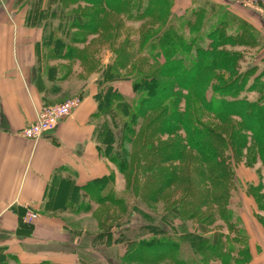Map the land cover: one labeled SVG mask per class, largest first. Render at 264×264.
<instances>
[{"label": "rangeland", "instance_id": "obj_1", "mask_svg": "<svg viewBox=\"0 0 264 264\" xmlns=\"http://www.w3.org/2000/svg\"><path fill=\"white\" fill-rule=\"evenodd\" d=\"M30 1L33 13L39 14V19L37 18L33 24L41 25L49 38L47 39V36L45 38L44 64L42 63L35 75L49 77L67 73L69 76L74 70V65L77 64L78 81L86 83L91 78L97 77L96 97H102L103 91L110 85L121 87L122 91L127 92L128 90L125 89H130L128 87L130 83L122 79L132 75L139 66H143L145 70L148 69V72L154 71L155 64H149L151 62L145 60L147 56L145 51L140 49L143 37L154 31H163L171 24L179 28V25H183L186 17L191 14L190 10L195 9L196 1L200 0H159L158 3L155 0L154 2L151 0H66L67 3L64 6H61L58 0ZM202 1L215 2L218 7L227 8L232 15V0ZM236 3L247 7L244 0H236ZM250 8L261 15L264 14V8L256 9L255 6ZM254 14L251 19L257 24L258 18ZM75 15H82L86 27L79 26ZM207 19L208 15L202 18L203 25L200 31L193 33L204 48L210 47L209 35L216 28H220L219 34L224 32L232 35L231 25L219 27L220 18L213 16L211 22ZM253 26L261 32L255 24ZM183 30L185 36L190 38V28L184 26ZM51 33L53 36H50ZM55 38H62L65 45H56ZM256 44L246 47L232 48L231 45L225 47L228 50L234 49L243 53L239 61L241 71L251 69L245 81L248 90L240 94L251 101L264 99V52L261 51L264 48V35L261 34V40ZM48 47H51V50H48ZM125 61L129 62L126 68L123 67ZM219 78L231 80L232 71L206 69L200 74L197 86L191 91L182 90L176 86L175 92L181 99L178 112L191 111L205 125L220 132L226 131L224 135L229 138L233 123H239L238 120L236 121L237 118L229 123L221 122L214 113L202 109V100L214 95L213 88L219 86L220 83L217 81ZM160 80L165 83H174L171 77L160 78ZM63 97H68L65 98L66 101L76 96ZM112 115L113 113L109 112L96 119L99 120V125L103 129L102 137L112 129L117 139L122 129L123 114L121 116L116 114L115 118ZM253 124L257 125V122ZM174 127L173 133L162 135L161 138L159 136L162 144L178 145L180 152L171 154L173 159L171 161L158 162L162 168L172 169L173 174L170 183L164 187L157 199H155L156 179L154 180L152 176L148 177L142 171H137V165L130 169V174L126 177L110 161L113 167V169L110 168V172L115 174L117 171L119 176H122L119 185L116 183V177L109 183V188L115 191L117 202L100 204L96 210L94 207L92 215L73 219L77 227L86 228L78 232L86 235L84 240L92 249L89 253L93 260L87 264H175L172 259L153 262V257L160 255L158 254L160 249L154 253H145L142 250V258L149 263L122 260V257L133 249L134 243L143 237L141 232L145 233L143 234L145 237L151 235L150 230L145 226H161L158 224L161 221V227L169 234L181 235L185 231L195 233L198 236L195 240L197 249L206 246L213 249L218 247L215 253L209 249L206 250V256H204L209 258L208 261L206 260L208 264H256V261L264 264V162L263 156L259 153V149H264V145L254 140L252 129L238 130L242 141L243 136L245 140L233 146L235 149L233 148L234 152L230 160L231 164L236 165L238 182L236 181V186L228 182L227 197L220 198L221 192H218L208 181L206 173L208 165L203 163L198 151L187 145L186 134L181 126L175 123ZM241 144L244 145L241 147ZM111 147L115 151V145ZM106 149L107 145L102 142V151ZM134 154L131 166L137 161V154ZM90 200L96 202L92 196ZM184 201L188 208L195 202L198 204L201 212L198 218L180 220L177 214L172 213L171 209L174 205L179 202L182 205ZM80 206L82 209L84 204ZM220 211L225 212L224 215L227 218L222 217ZM64 219L71 221L69 217ZM108 230L112 232H107ZM120 234L125 240H131V242H117V238H123L119 236ZM183 248L185 250L182 253L186 258L192 248L186 242Z\"/></svg>", "mask_w": 264, "mask_h": 264}, {"label": "crops", "instance_id": "obj_2", "mask_svg": "<svg viewBox=\"0 0 264 264\" xmlns=\"http://www.w3.org/2000/svg\"><path fill=\"white\" fill-rule=\"evenodd\" d=\"M30 4L4 0L0 6V264H87L93 260L92 249L86 235L78 232L86 228L77 227L73 219L98 208L84 187L113 169L102 154L97 77L78 81L77 64L69 76L35 75L44 62L47 35L41 25L33 24L39 14ZM253 11L232 0V12L264 35V14ZM66 95L82 97L71 115L39 140L22 135L38 109L64 102ZM116 172L119 185L122 176ZM52 196L64 200L50 208ZM30 211L38 214L32 221Z\"/></svg>", "mask_w": 264, "mask_h": 264}, {"label": "trees", "instance_id": "obj_3", "mask_svg": "<svg viewBox=\"0 0 264 264\" xmlns=\"http://www.w3.org/2000/svg\"><path fill=\"white\" fill-rule=\"evenodd\" d=\"M151 1L154 2V0ZM155 1L158 3L159 0ZM58 2L61 6L67 3L66 0H58ZM194 6L195 9L190 10L191 14L186 17L183 25H179V28L171 24L163 31H154L143 37L140 49L147 55L145 60L151 62L149 63L151 65L155 64L154 71L148 72V69L145 70L143 66H139L132 75L122 79L130 83L128 85L130 89H125L128 90L127 92L122 91L121 87L110 85L103 91L102 97H97V116L109 112L113 113L114 118L116 114L124 115V117L122 115V129L117 139L111 131L112 129L103 137L107 149L102 151V154L112 161L126 177L130 174V169L137 165V171H142L148 177L152 176L154 180L156 179L155 199L170 183L173 174L172 169L162 168L159 161H171L173 160L171 154L180 152L178 145L167 146L159 140V136L161 138L162 135L174 132L175 123L184 130L187 145L198 151L203 163L208 165L206 170L208 181L218 192H221L220 198L227 197L228 182L235 186L236 181L238 182L236 165L230 163L235 149L233 146L242 141L238 130L252 129L254 140L264 145V99L251 101L247 97L240 96L241 92L248 90L245 81L251 69L247 68L241 71L239 61L243 53L225 48L227 45H231L232 48L250 44L257 45L256 43L261 40L262 33L253 24L240 18L234 12L231 15L227 8L218 7L215 2L207 3L200 0L196 1ZM204 15H208L209 22L213 16L220 18L219 27L231 25L232 35L224 32L219 34L220 28H216L209 35L210 47L201 46V42L193 36V33L200 31ZM193 16L198 19H193ZM75 18H78L80 27H86L82 15H75ZM184 26L190 28V38L185 36ZM55 39L56 45H65L62 38ZM125 62L127 64L125 63L124 68L129 64L128 61ZM206 69L232 71V79L226 81V79L219 78L217 80L220 83L219 86L213 88L214 95L209 99L204 98L201 102L202 109L214 113L221 122L229 123L232 119L237 118L236 121L238 120L239 123H233L232 130L229 131V138L224 135L226 131L220 132L205 125L191 111L178 112L181 99L175 92L176 86L182 90L191 91L197 86L200 74ZM170 77L174 83H165L160 80V78ZM255 79L257 80V78ZM254 122H257V125H254ZM111 145H115V151L112 150ZM242 145L244 144H241V147ZM138 146L140 147L138 148ZM259 150L264 162V149ZM134 153L138 155H136L137 161L131 166ZM114 178L115 174L111 171L107 176L85 186L84 190L90 192L99 204L115 203L117 202L115 191L113 188H109V183L113 182ZM62 199L63 197L60 196L50 197L48 207L60 204ZM171 211L177 214L180 220L198 218V214L201 213L196 202L188 208L185 201L182 205L180 202L174 205ZM220 214L227 218L224 215L225 212L220 211ZM161 222L158 224L162 226ZM161 226H145L150 230L151 235L145 237V233L141 232L143 237L134 243L133 249L126 253L122 260L149 263L142 258V250L145 253H154L160 249L159 256L154 254L153 262L172 259L175 264H208L206 260L208 261L209 258L205 257L206 250L209 249L214 253L218 250V247L213 249L208 246L197 249L195 240L198 236L195 233L185 231L181 235H173L167 233ZM107 232L111 233L112 231L108 230ZM119 236L123 237L121 234ZM117 242L129 243L131 240H125L123 237L117 238ZM185 242L192 248L186 258L183 256Z\"/></svg>", "mask_w": 264, "mask_h": 264}, {"label": "built area", "instance_id": "obj_4", "mask_svg": "<svg viewBox=\"0 0 264 264\" xmlns=\"http://www.w3.org/2000/svg\"><path fill=\"white\" fill-rule=\"evenodd\" d=\"M3 1L0 0V6L3 5ZM244 3L248 7L255 6L256 9L264 8V0H244ZM81 103L82 97L76 96L61 103L42 106L37 110L35 121L23 129L22 135L34 141L39 140L46 133L54 130L59 122L71 115ZM27 217L29 221H32L38 217V214L30 211Z\"/></svg>", "mask_w": 264, "mask_h": 264}]
</instances>
